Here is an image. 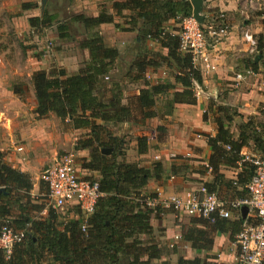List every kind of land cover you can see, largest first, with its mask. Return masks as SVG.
I'll use <instances>...</instances> for the list:
<instances>
[{
    "label": "trees",
    "instance_id": "16d2710c",
    "mask_svg": "<svg viewBox=\"0 0 264 264\" xmlns=\"http://www.w3.org/2000/svg\"><path fill=\"white\" fill-rule=\"evenodd\" d=\"M35 6L27 3L21 7L22 10H30ZM110 10H103L96 17L78 14L72 20L91 33L92 29L112 24L115 17H123L124 12H129L130 27L123 30L137 33L140 39H134L135 45L149 39L159 44L166 54L139 49L121 81L107 85L105 80L114 68L119 51L115 47H107L95 31L79 44L80 48L88 51L89 59L77 74L67 76L64 69L32 73L30 83L37 117L46 118L52 114L66 130H89L84 139L77 140L76 150L89 151V159H83L82 168L98 172L102 196L87 220L86 231L82 232L77 214L75 218L61 217L42 203H30L33 188L30 177L4 163L0 154V187H4L0 192V227L5 224L24 233L23 240L14 245L8 257L0 252V264H167L161 262L166 252L152 239L153 228L150 225L152 218L165 210L159 207L150 209L144 203L146 198L156 197L145 194L144 189L150 180H159L161 164L142 168L118 161L117 158L124 155V142L106 125L130 120L144 123L155 117L152 110L156 98L166 96L170 91L173 93L167 113L175 104L196 103L194 84H202L201 72L193 66L191 56L181 51L180 29L176 27L192 15V7L189 0H122L112 1ZM258 15L264 16V13ZM55 19L56 16L44 10L41 16L29 18L28 23L31 29L39 32L51 27ZM56 32L59 41L68 40L67 25H58ZM257 43L258 51L264 48L261 38ZM160 67L173 70V84H153L145 80L149 70L156 71ZM251 67L256 66L252 63ZM138 82H143L139 95L125 98L123 84ZM176 86L180 89L176 90ZM25 90L23 85L13 87V93L20 97ZM210 104L206 112H213ZM218 112H222L221 109ZM206 118L207 113L203 120ZM213 120L215 135L206 136L211 153L207 168L212 179L201 186L222 202L245 199L248 195L246 186L254 175L255 166L244 159L241 149L251 141L264 159V125H259L258 131L250 120L234 139L222 117L213 113ZM136 140L138 154L146 153L147 138L138 137ZM103 150H110L109 155L103 154ZM238 166L241 170L233 180L226 179L220 172L221 167ZM18 193L23 194L25 205L19 199L10 202ZM12 205L17 207L18 215H14ZM233 214L240 217V214ZM237 222L235 225L238 227L243 223L241 219ZM200 223L205 229L197 231L196 235L182 234V241H191L192 246L199 250H208L212 246L208 231L233 224L223 219H217L214 224L205 220H200ZM168 251L176 253L174 248ZM177 264H202V261L178 257Z\"/></svg>",
    "mask_w": 264,
    "mask_h": 264
},
{
    "label": "crops",
    "instance_id": "0c3cea01",
    "mask_svg": "<svg viewBox=\"0 0 264 264\" xmlns=\"http://www.w3.org/2000/svg\"><path fill=\"white\" fill-rule=\"evenodd\" d=\"M75 1H78L77 6L82 5L85 9H92V16L89 17H96L98 15V2L103 0ZM112 1L122 0H109L108 3L111 4ZM261 1L255 0L253 8L250 10L255 8L261 10ZM17 2L16 7L23 14L38 7L36 0H17ZM27 3L36 6L30 10H22V4ZM49 3L50 0L46 4ZM212 5L218 7V11L225 14L229 34L219 41L214 49H208L210 63L214 70L200 71L202 84H194L196 103L194 105L175 104L170 113L166 112L163 115L166 120L162 128V131L165 132V138L157 150L152 145L156 143L155 137L147 138L144 134L142 137L147 138L148 146L146 153L138 154L136 140V143H132L133 153L131 156L124 154L117 158L118 161L135 164L142 168H150L154 163L161 164L162 173L159 180H150L144 189L145 194L155 195L160 200L175 194L183 196L193 188L201 186L202 182L211 181L210 169L206 168L211 153L206 138L202 134L211 137L215 135L212 122L210 120L203 121V114L212 100L218 99V109L222 111L218 112V117L223 118L225 126L229 127L234 139H237L239 131L250 120L255 127H258L256 128L258 131L259 125H264V48L259 51L256 48L255 51L250 52L249 45L242 38V33L247 31L256 42L258 38L264 41V16L249 15L250 13L247 11L249 8L246 9L245 5L238 0H217V3H212ZM39 9L41 16L44 9L41 7ZM108 11L111 12L110 8ZM204 11L205 8L202 11L203 17L206 16ZM249 16L251 19H248ZM241 17L245 18L242 20V24L239 23ZM101 28L103 29V27ZM170 28L172 27L170 26ZM105 30L107 31V29ZM95 31L102 37L99 28H96ZM104 43L106 42L104 41ZM107 47L114 46L107 45ZM165 54L163 53V55ZM84 58V61L87 62L89 59L87 53H84ZM28 62H31L30 65L23 67V69L8 70L4 66L2 69L0 68V154L4 163L30 177L33 187L32 194H38L40 189H45L46 192V187L41 181L42 171L51 166L60 157L59 155L76 151L75 155L84 156L87 150H76L73 132L63 131L60 121L54 115L50 114L46 118L37 117L34 113L36 100L32 86L28 95H25L26 92H24L20 97L13 93L14 77L23 78L25 76L30 78L35 71H47V69L40 67L42 66L40 61L29 59ZM79 62L74 61L70 67L62 68L66 71L67 76L78 73L84 65ZM252 63L256 67H251ZM157 71L150 70L149 75L155 76ZM237 74H241L244 78L238 80ZM170 81H172L171 84L174 83V80L171 79ZM179 89L180 87L176 86V90ZM121 124H125V122ZM137 137L141 136L137 135ZM14 139L18 141L16 142ZM21 145L23 150L17 152L16 148ZM87 152L89 154V151ZM240 154L247 161L263 159L262 153L255 149L251 141L247 147L241 149ZM78 165V172L82 178L99 180L98 172L86 171L82 165H79L80 167ZM240 170V166L237 168H220V172L228 180L235 179ZM228 199L231 200L230 197ZM182 215L177 216L173 211H166L152 218L150 221L152 228L164 230V237L160 238L161 242L163 240L168 241L169 238L172 240L174 234L193 233L196 235L197 231L205 229L200 223L202 219ZM178 217L180 218L178 219ZM176 219L180 222L181 220L184 221L179 225L175 223ZM239 219L243 223L238 227L235 223H238ZM228 221L233 224H226L223 229L207 230L209 239L212 240V246L208 250L195 249L191 241L183 240V246L184 248L186 246L189 253L184 259L198 258L202 264H235L237 249L234 241L236 235L244 223L253 224L257 221L251 212L247 213L245 219H242L241 214L240 217L233 214ZM165 243H169V241Z\"/></svg>",
    "mask_w": 264,
    "mask_h": 264
},
{
    "label": "rangeland",
    "instance_id": "374dc122",
    "mask_svg": "<svg viewBox=\"0 0 264 264\" xmlns=\"http://www.w3.org/2000/svg\"><path fill=\"white\" fill-rule=\"evenodd\" d=\"M109 0H103L98 2V14L103 10H109L111 4L108 3ZM212 2H207L204 4L205 11L204 13L206 15L212 14L215 15L218 13V7H215L212 5V3H217V0H211ZM82 3L81 1H79ZM37 8L31 11H27L23 14V12H20V9H17V0H0V68L6 67L8 70H14V69H23V67L30 65L31 62H28L29 59L31 60H37L42 63V68L47 69V71L55 70V69H62L66 67H70L74 61H80L82 65L85 63L84 61V53L88 52L82 48H80L79 44L86 39V37L89 36L91 33H96V29H92L91 33H89L81 24H78L76 22H73V17L75 15L81 14L85 17L92 16V9H85L82 5L77 6L78 1L75 0H50V3L44 8V10L50 14L55 15L56 19L54 21V24L42 31H35L34 29H31L28 23L29 17H39L40 13V0H36ZM261 10H258L259 8H255L254 10L247 9L249 11V15H258V13H264V0L261 2ZM212 5V6H211ZM77 6V9H76ZM211 6V9H208V7ZM210 10V13L209 11ZM203 11V10H202ZM39 15V16H35ZM131 13L124 12L123 17H115L114 22L111 25H104L100 26L103 27V29L100 27L99 30L102 34L103 42L105 41L106 45L114 46L119 51V57L116 60L114 64V68L108 75V80H105V84L110 85L113 82H119L127 72V70L130 67V64L134 60L133 58L136 56L137 52H140L139 49H146L147 51H151L153 53H159L163 54L166 53L164 49H162L159 44L149 40L144 39V42L140 45H135L134 39L137 38L140 39L136 32L131 31H124L123 29H128L130 26L128 25L130 20ZM244 17H241L239 19V23L242 24V20H244ZM248 19H251L249 16ZM205 23V22H204ZM58 25H67L68 26V33L69 38L67 41H59L57 38V26ZM97 28V29H98ZM177 28L181 31V24L177 25ZM107 29V31L105 30ZM112 29V30H111ZM113 31V32H112ZM129 34H132L131 36ZM208 40V38H207ZM86 55V54H85ZM84 62V63H82ZM150 70L148 71V75ZM162 73H165L164 76H162ZM147 74V73H146ZM173 70L168 69L166 67H160L158 71L155 73V76L150 75V80L145 78L146 81H149L153 84L158 83H170L171 79L173 80ZM153 82H152V81ZM143 82H138L135 84H123V95L125 98H132L139 95V90L143 87ZM24 86L26 89V94L28 95V92L31 90V83L30 78L28 77H14L12 86ZM173 91H170L166 96L158 97L156 98V104L152 111L155 113V117L149 118L144 121V123L140 124L136 120L135 121H128L125 122V124L120 125H106L109 131L112 134H115L118 139H122L124 142L123 152L124 154H128V156H131L133 153L132 151V143H136V139L138 138L137 135L143 136L146 135L147 138H150L153 136L155 137L154 140H156V143L152 144L151 141H149L155 150L160 147L161 142H164L165 138V132L162 131L163 126L165 125L166 120L163 118V115L168 112V109L170 108L171 98H172ZM211 109L213 112H206L207 118L205 121L210 120L214 126L215 131V124L213 120V113L218 116V99L212 100L211 102ZM172 108V107H171ZM208 111V107H207ZM203 114V117L205 115ZM159 122L157 124V122ZM204 121V120H203ZM100 123V122H97ZM62 125V124H61ZM101 125V124H100ZM1 126V123H0ZM63 131L66 130L62 127ZM69 131L73 132V138L75 139V142L80 139H84L86 135H88V130H73L68 129ZM206 136L210 135H204ZM16 142L17 139H14ZM162 140V141H161ZM21 144V143H20ZM22 147V145H21ZM23 148V147H22ZM76 151H70L67 152L69 154H73L75 156L76 164L82 165L83 159H88L89 154L86 151L84 156L81 155H75ZM63 153L59 155L60 157L63 156ZM127 157V156H126ZM180 158V157H179ZM78 165V166H79ZM79 166V167H80ZM208 166H206L207 168ZM193 172V170H191ZM210 173V172H209ZM212 179V178H211ZM209 182V181H206ZM204 183V182H202ZM4 191V187H0V192ZM23 194L18 193L14 195L10 202H14L17 199L21 200V203L25 205V200L22 199ZM20 197V198H19ZM30 203H39L42 205L44 204V207L47 209L48 207V199L47 194L45 192V189H40V193L38 194H32V191L30 192ZM1 203H5L4 200H1ZM12 208H14L13 213L14 215H18L19 211L17 210V207L15 205H12ZM165 210V209H164ZM166 211H172V210H165ZM175 215H182L180 212L173 211ZM34 216H36L34 214ZM180 217H178L179 219ZM176 219L175 223L182 224L184 220H181V222ZM9 221V220H8ZM164 230H161L159 228H153V233L151 235L152 239L156 242L160 243L164 251L166 252V255L164 258H162V263L167 264H177V258L183 257L187 258L186 256L189 254L188 250L186 249V246L184 248L183 241H182V235L181 234H174V236H178V239H175L174 236H172V240L170 238L168 239L169 243H165L168 241L161 242L160 238L164 237ZM165 243V244H164ZM164 245V246H163ZM185 245V244H184ZM172 247V248H171ZM175 249V254L167 252V249ZM186 249V250H185Z\"/></svg>",
    "mask_w": 264,
    "mask_h": 264
},
{
    "label": "built area",
    "instance_id": "2783aa9c",
    "mask_svg": "<svg viewBox=\"0 0 264 264\" xmlns=\"http://www.w3.org/2000/svg\"><path fill=\"white\" fill-rule=\"evenodd\" d=\"M238 1L242 2L246 9L253 8L255 4V0ZM207 2L212 1L204 0L203 5ZM211 6L208 9H211ZM208 11L210 13V10ZM205 18L206 22L201 25L192 15L184 18L179 34L181 51L191 56L193 66L201 72L214 70L210 63L208 49H214L218 42L229 34V26L222 11H218L215 15L210 13ZM242 38L249 45L250 52L256 50L257 42L251 34L244 31ZM164 74L162 73V76ZM146 77L150 80V75ZM236 78L242 80L244 76L237 74ZM16 150L20 152L23 148L18 146ZM250 161L255 166V172L246 186L248 195L245 199L222 202L215 194L209 193L204 186H199L183 196L175 194L163 200L157 197L146 198L145 206L150 209L159 207L180 212L205 220L209 224H214L217 219L228 220L233 212L240 214V208L247 206L257 222L244 223L236 235L235 264H264V159ZM41 181L46 187L47 208L52 209L61 217L75 218L78 215L81 220V231L85 232L87 220L102 196L99 180L82 178L78 172L75 156L67 153L42 171ZM23 238V232L14 231L8 225H2L0 227V252L8 257L14 245L20 243ZM178 238L175 236V239Z\"/></svg>",
    "mask_w": 264,
    "mask_h": 264
},
{
    "label": "water",
    "instance_id": "95a60500",
    "mask_svg": "<svg viewBox=\"0 0 264 264\" xmlns=\"http://www.w3.org/2000/svg\"><path fill=\"white\" fill-rule=\"evenodd\" d=\"M48 0H40L41 8L44 9L46 3ZM190 5L192 7V16L196 20L198 24H203L204 17L202 15L203 10V2L204 0H189ZM103 154L109 155L110 150H103ZM249 212V208L247 206H242L240 208V214L242 216V219H245L247 213Z\"/></svg>",
    "mask_w": 264,
    "mask_h": 264
}]
</instances>
